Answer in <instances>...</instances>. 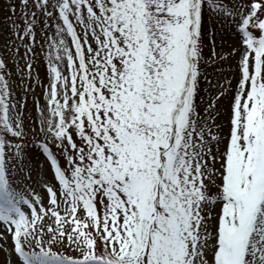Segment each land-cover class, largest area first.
<instances>
[{
    "label": "snow or ice",
    "instance_id": "obj_1",
    "mask_svg": "<svg viewBox=\"0 0 264 264\" xmlns=\"http://www.w3.org/2000/svg\"><path fill=\"white\" fill-rule=\"evenodd\" d=\"M6 10L3 264H264V0Z\"/></svg>",
    "mask_w": 264,
    "mask_h": 264
},
{
    "label": "rangeland",
    "instance_id": "obj_2",
    "mask_svg": "<svg viewBox=\"0 0 264 264\" xmlns=\"http://www.w3.org/2000/svg\"><path fill=\"white\" fill-rule=\"evenodd\" d=\"M6 4H7V0H0V56H3V58L8 62V67L9 69H13L14 68V61L11 58L10 53H7L4 50V45L6 42H10L8 41V37H9V24L10 22L7 21L5 19L6 16L10 15V13L6 10ZM19 10L17 12V15L19 16ZM40 30L37 29V39L41 40L42 37L39 34ZM68 39V43L70 45V38H66ZM221 41L219 40V38L217 39V45L218 47L220 46ZM234 41L233 39L229 36L226 35L224 37V43H223V47L225 50H227L229 48V46L231 44H233ZM46 48V46H45ZM21 51H23L21 49ZM35 70L38 71L40 73V76L42 79L45 78L46 75V61L44 58V54L42 52H38V61L35 62ZM14 81L15 83H12V89L14 91V93L16 94V98L17 100H20L23 97V93L21 91V86H20V82H19V76L18 74H13L10 78V83ZM45 82L46 79H45ZM33 93L35 96H39L41 93V88L39 86V84H37L34 87ZM34 95L30 94L28 96V107L26 109V115H35V112L32 111L33 109V98ZM41 103H43V98L41 96ZM27 123V121H26ZM42 159V158H41ZM63 162V161H62ZM47 175V167L45 166V168L43 169V171H39L38 173H34V178L39 179L40 177ZM37 191L41 192V194H43L42 190L39 187V184L36 185ZM3 260H4V255L2 253H0V264H3ZM13 260H15V258L13 257Z\"/></svg>",
    "mask_w": 264,
    "mask_h": 264
}]
</instances>
